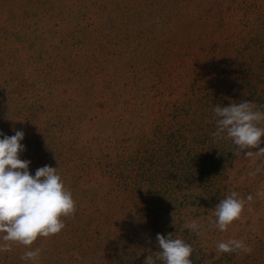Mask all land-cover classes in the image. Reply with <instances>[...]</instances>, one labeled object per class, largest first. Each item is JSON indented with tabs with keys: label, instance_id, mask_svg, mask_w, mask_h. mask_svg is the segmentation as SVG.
<instances>
[{
	"label": "rangeland",
	"instance_id": "rangeland-1",
	"mask_svg": "<svg viewBox=\"0 0 264 264\" xmlns=\"http://www.w3.org/2000/svg\"><path fill=\"white\" fill-rule=\"evenodd\" d=\"M146 7L140 0H0V133L12 136L16 130L24 132L20 143L25 150L18 156L30 161L31 175L44 165L57 167L68 188L73 177H80L79 196L83 190L84 196L73 200H94L88 204L89 213L95 209L119 210L111 192L114 181L109 177L110 165L127 160L138 163V155L152 147L146 143L152 138L155 141L160 123L166 120L173 125V104L177 99L187 101V91L198 90L203 95L214 87L219 90L229 85L225 102L237 101L239 86L234 85L229 67H212L204 59L198 60V66L189 62V67L171 60L161 83L142 69L138 75L143 77L141 81L123 93L125 102H131V114L123 111L117 97L108 96L103 82L115 81L123 89V81H118L120 68L131 56H147L136 53L141 48L139 42L152 45L150 38L165 35L163 24L167 19L158 18L156 10ZM89 86L99 90L94 92L98 99L93 101L88 95ZM159 91L169 101V109L162 115V105L157 102ZM246 97L247 101L254 99L249 94ZM225 102L217 105L223 107ZM199 107L198 123L202 121V111H208L204 105ZM210 130L207 133L212 136ZM222 141L224 146L219 147L226 157L219 149L220 163L210 161L212 166L222 167L214 175L213 193L223 199L235 191L240 198L251 194L253 200L246 202L240 218L221 232L214 223L210 226V221L215 220L212 210L219 201L209 200L198 182V189L190 192L194 198L188 199L195 201V206L182 212L183 219H197L202 225L199 234L189 233L205 249L216 250L218 242L228 239H241L252 250L261 249L264 198L255 194L264 191V155L253 162L243 152L234 153L230 139H214L211 149ZM258 147H264V136ZM257 168L260 171L250 177L248 174ZM90 171L94 174H88ZM87 180L91 181L87 184ZM94 182H102L104 191L94 190ZM81 207L86 209V204ZM185 222L182 229H187ZM108 224L105 220L98 223ZM59 239L57 234L37 237L30 247L40 249L38 264H78L71 247L57 248ZM24 251V246L13 245L10 251L0 253V264H25L21 260Z\"/></svg>",
	"mask_w": 264,
	"mask_h": 264
},
{
	"label": "trees",
	"instance_id": "trees-1",
	"mask_svg": "<svg viewBox=\"0 0 264 264\" xmlns=\"http://www.w3.org/2000/svg\"><path fill=\"white\" fill-rule=\"evenodd\" d=\"M140 1L156 10L158 18L167 19L163 24L165 35L159 33L158 37L150 38L152 45L139 42L141 48L136 53L147 56L126 58L118 75V81H123V89L115 85V81L103 82L108 96L122 101L123 111L132 112L131 102H125L123 93L130 85L141 81L143 77L138 78L140 71H147V75L158 78L161 83L171 60L181 61L183 67H189L190 63L198 66V60L203 59L212 67H229L234 85L239 86L235 94L238 102H235L247 100L249 94L257 106L264 105V0ZM228 87L219 90L214 87L213 91L203 95H199L198 90L187 91L190 94L187 101L177 99L173 104L175 122L173 125L166 120L160 123L155 141L152 138L146 143L152 147L138 155V163L127 160L110 165L109 177L114 181L111 192L115 194L114 202L119 210L95 209L89 213L88 204L94 200L76 201L74 213L61 217L65 227L57 233L60 238L56 241L57 248L71 247L74 262L78 264H143L149 254L159 250L156 235L171 233L191 245L189 258L192 264H264V243H261V249H253L249 254L240 251L220 253L205 249L196 242V236L189 233V229H182L186 221L182 212L188 206H195V201L188 202V199L193 197L190 192L198 189V182L209 200H221L213 193V188L216 185L214 175L222 167L212 166L210 161L220 163L219 149L226 157L224 149L219 147L224 146V141L213 145L212 149L211 143L214 139L218 142L225 139L214 138L207 131L216 130L213 107L228 102ZM137 88L144 92L143 87ZM88 90L93 101L99 98L94 94L98 89L89 86ZM162 93L159 91L160 97H157L158 105H162L161 115L169 109V101ZM133 99L134 95L130 100ZM226 102L224 106L229 105ZM198 105L201 109L204 105L208 110L202 111L203 118L199 123ZM260 110L264 111V107ZM73 178L70 187L64 183L65 187L72 198L83 197L84 190L79 196L82 190L80 177ZM90 181L87 180V184ZM94 183L97 188L94 190L104 191L102 182ZM182 191H187V195L180 194ZM83 204L86 209L81 207ZM104 220L110 224L99 226V221Z\"/></svg>",
	"mask_w": 264,
	"mask_h": 264
},
{
	"label": "clouds",
	"instance_id": "clouds-1",
	"mask_svg": "<svg viewBox=\"0 0 264 264\" xmlns=\"http://www.w3.org/2000/svg\"><path fill=\"white\" fill-rule=\"evenodd\" d=\"M253 101L231 102L228 106L216 105L213 113L216 130L214 138L230 139L235 146L234 153L243 152L247 158L264 155V147H258L264 136V111ZM24 138L22 130L14 135L0 133V253L8 252L13 245H22L25 251L21 260L25 264H38L39 248L30 246L37 237L47 238L59 233L65 224L61 217H68L75 211V201L64 185L57 167L48 165L37 168L34 175L28 171L30 161L19 159L25 150L20 143ZM257 148V151H252ZM260 169L250 172L254 177ZM257 198H264V191L256 192ZM251 194L240 198L233 191L212 210L215 220L210 221L217 230L224 232L241 216L246 202H251ZM184 227L197 234L202 225L197 219L186 221ZM158 251L149 254L143 264H192L189 258L192 247L183 239L169 233L157 234ZM217 252L249 254L252 249L241 239L218 242Z\"/></svg>",
	"mask_w": 264,
	"mask_h": 264
}]
</instances>
